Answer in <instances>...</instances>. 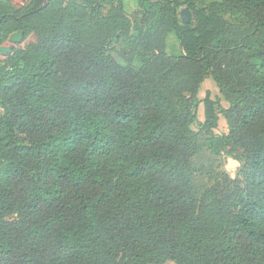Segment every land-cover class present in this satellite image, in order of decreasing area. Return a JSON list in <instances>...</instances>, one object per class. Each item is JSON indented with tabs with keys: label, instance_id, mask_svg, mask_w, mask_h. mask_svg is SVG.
<instances>
[{
	"label": "trees",
	"instance_id": "1",
	"mask_svg": "<svg viewBox=\"0 0 264 264\" xmlns=\"http://www.w3.org/2000/svg\"><path fill=\"white\" fill-rule=\"evenodd\" d=\"M139 7L0 0V48L40 36L0 58V264H264V0ZM204 145L240 179L196 192Z\"/></svg>",
	"mask_w": 264,
	"mask_h": 264
},
{
	"label": "rangeland",
	"instance_id": "2",
	"mask_svg": "<svg viewBox=\"0 0 264 264\" xmlns=\"http://www.w3.org/2000/svg\"><path fill=\"white\" fill-rule=\"evenodd\" d=\"M14 6L17 8H21L30 2V0H9ZM184 1V0H182ZM199 6H206L210 3H220L222 0H194ZM125 12L129 19L131 20L133 26L136 25L139 17H140V7L139 0H125ZM192 17L190 13L189 18ZM223 17L231 24L241 27H248L249 20L248 18L242 14H225ZM180 18L182 19V14L180 12ZM134 32L132 29L131 34ZM40 40V36L38 34H32L30 37L25 39L24 37L17 44L12 43L8 40L2 47L6 48V52L0 51V58L5 60L7 56L16 48H25L29 44H35ZM1 47V48H2ZM112 48L116 51H126L129 52L132 48V45L129 42H112ZM179 51V44L176 41L174 35H171L168 42V54L169 56L173 53L177 54ZM210 93V97L213 100H216V96L218 95V90L214 86L213 82L208 79L206 80L202 88L199 92V98L201 100V104L198 108V118L201 122L204 121V100L207 94ZM222 105L226 106L224 102ZM193 129L196 132H199V129L196 126H193ZM217 134H228V125L227 121L222 114H219V123L218 128L216 130ZM201 142L205 144V140L203 136H201ZM239 163L234 159L228 156H218L212 153L206 145L203 146V150L197 154L193 158V168H194V186L195 190L198 193L203 192L205 189L211 187L215 183V179L218 174L227 173L230 175L232 179H240L238 175ZM10 221L17 222L16 218H11ZM166 264H174L172 262H168Z\"/></svg>",
	"mask_w": 264,
	"mask_h": 264
},
{
	"label": "water",
	"instance_id": "3",
	"mask_svg": "<svg viewBox=\"0 0 264 264\" xmlns=\"http://www.w3.org/2000/svg\"><path fill=\"white\" fill-rule=\"evenodd\" d=\"M190 10L188 8H185L181 11V14H182V22L184 24H187L188 20H189V15H190ZM23 38V32L19 31V32H16V33H13L10 38H9V41L12 42V43H19L21 41V39ZM0 51L1 52H6L7 49L2 47L0 48ZM253 64L255 65H259L260 62L258 60H253L252 61Z\"/></svg>",
	"mask_w": 264,
	"mask_h": 264
}]
</instances>
